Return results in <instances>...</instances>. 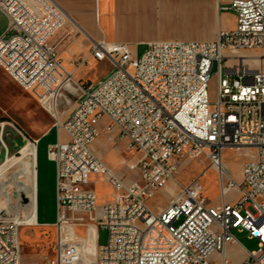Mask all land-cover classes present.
I'll list each match as a JSON object with an SVG mask.
<instances>
[{"label":"built area","instance_id":"1","mask_svg":"<svg viewBox=\"0 0 264 264\" xmlns=\"http://www.w3.org/2000/svg\"><path fill=\"white\" fill-rule=\"evenodd\" d=\"M225 10L236 15V28L220 31L213 42H152L139 58L128 43L102 40L74 62L71 73L53 41L70 22L61 6L54 0H0L9 21L0 38V68L43 106L62 90L77 99L56 124L68 141L59 138L47 150L56 165L57 245L45 264H87L91 233L94 264H213L216 253L220 264H230L226 249L236 241L235 231L259 244L242 264H264V70L245 64L229 69L224 54L264 49V0H232ZM91 60L108 61L112 70L85 86L74 77ZM71 83L74 91L67 88ZM103 132L116 133L138 154L129 164L138 173L136 182L127 183L96 154L93 145ZM29 145L37 147V141ZM229 149L254 152L240 181L223 164ZM185 160L206 161L217 173L218 205L207 202L203 175L180 181ZM92 176L112 186V202L98 205ZM233 189L240 199L229 203ZM160 190L171 200L154 210L149 202ZM32 216L0 220V264H27L21 229L41 226L29 221ZM101 228L109 232L102 246Z\"/></svg>","mask_w":264,"mask_h":264},{"label":"rangeland","instance_id":"2","mask_svg":"<svg viewBox=\"0 0 264 264\" xmlns=\"http://www.w3.org/2000/svg\"><path fill=\"white\" fill-rule=\"evenodd\" d=\"M73 27L68 23L60 34L71 31ZM144 28L139 29L146 32ZM147 34V33H146ZM145 33H133L132 37L126 40V43L135 45L139 38H145ZM137 57H142L147 50L146 45H140L133 48ZM83 53V52H82ZM225 57H228L226 51ZM233 58L228 60V68L236 70L243 68V64L253 70H264V49L246 51L241 50L236 54L231 55ZM239 56H247L249 59H241ZM77 58V57H76ZM254 59V60H252ZM77 60L74 59V62ZM112 70V65L108 61L96 62L91 61L88 66L75 74L74 80L80 81L81 84L88 86L96 84L105 78ZM218 71L215 64L213 73ZM225 75V71H223ZM234 76H230L232 80ZM73 88H76L71 83ZM210 100L212 102L217 99V76H213L210 87ZM67 93L63 90L58 94L55 93L54 98L46 105L40 104L36 99L32 98L27 93L23 92L0 68V126L5 124L4 131L12 134L15 139V151L9 153L8 144L5 139H1L0 143V214L10 215L20 211L25 213L23 206L25 199L32 200V187L29 170L25 161L21 159L20 148L24 143H28L31 139H37L50 128H56L58 121L63 123L70 112L75 107L76 98L65 97ZM70 100V101H68ZM70 102V103H68ZM100 138H105L107 141L108 154L105 162L108 166L114 167V171L123 178L127 183L131 184L138 180L137 171H131L129 164H135L138 159L136 152H131L128 149V143L114 134L103 132ZM99 138V139H100ZM251 152L249 150H226L223 154V164L227 173L235 180L240 181L241 174L245 164L250 160ZM41 167L39 189H38V209L41 222H52L56 220V195L52 184L51 171L46 165L43 157V148L41 147ZM12 155V157L10 156ZM9 156L11 157L8 161ZM101 158V157H100ZM102 159V158H101ZM103 160V159H102ZM123 161V162H122ZM122 162V165H121ZM50 166V165H49ZM56 166V165H55ZM26 168V169H25ZM202 176V184L205 187L204 196L207 202L216 206L220 203V188L218 184V175L209 168V164L203 160H185L179 169V179L183 184H187L193 178ZM171 186V184H170ZM97 188V185H95ZM227 202L235 203L240 199V192L233 189L227 195ZM171 200L170 195H166L164 190H160L154 199L149 202V206L157 210L165 208ZM78 235L84 237L85 231L78 230ZM235 239L240 242L249 252L259 250L257 240H250L247 233H233ZM109 239L107 229L99 230V245H106ZM21 241L23 245L24 262L27 264H45V262L54 256V250L57 245V231L53 226L22 228ZM86 260L87 264H94L95 247L94 236L90 234L88 244L86 245ZM237 259V257H235ZM213 264H220L218 254H214L211 258ZM234 264V259L231 261Z\"/></svg>","mask_w":264,"mask_h":264},{"label":"crops","instance_id":"3","mask_svg":"<svg viewBox=\"0 0 264 264\" xmlns=\"http://www.w3.org/2000/svg\"><path fill=\"white\" fill-rule=\"evenodd\" d=\"M54 1L68 14L69 24L73 27L70 32L67 31L64 34H60L61 30L53 39L64 67L71 73L75 69L74 59L78 61L87 58L94 42L105 40L109 43H126V40L130 39L133 33H138L139 35L141 33L147 34L145 38H139L135 45L130 44L132 50L140 45L148 46L152 42H213L217 39L220 31L234 30L237 23L236 15L231 11L225 10L229 8L232 0ZM8 27V18L0 11V38L6 33ZM146 27H151L152 31L150 29H146V32L141 31ZM59 138L65 142L69 139L65 132L61 131L58 133L57 128H50L37 139H31L37 141L36 156L35 150L31 146H27L20 151L21 159L25 161L29 169L33 192L32 208L35 205V219L44 227L52 226L56 220L52 222L40 221L37 199L41 147L43 148V157L46 165L51 171L52 184L56 195V166L54 162L49 160L47 150ZM106 146L107 141L105 138L98 139L93 145L96 154L104 162L109 151L107 149L108 146ZM31 148H33V155L24 157L25 151ZM9 161L10 158L7 162ZM109 167L114 171V167ZM95 185H97V188H95ZM91 188L96 191L99 206L113 201L115 191L102 177L92 176ZM249 253L237 240L230 243L226 249V256L230 264L233 259L234 264H242L248 258Z\"/></svg>","mask_w":264,"mask_h":264},{"label":"water","instance_id":"4","mask_svg":"<svg viewBox=\"0 0 264 264\" xmlns=\"http://www.w3.org/2000/svg\"><path fill=\"white\" fill-rule=\"evenodd\" d=\"M3 131V134L1 135V132ZM1 139H5L7 141V144H8V149H9V153H12L13 151H15V139L14 137H12V134H8V132L6 133V131H4V128L0 126V143H1ZM26 145H28V143H24ZM22 146L20 148V150L24 147ZM12 157V155H10ZM9 156V157H10ZM10 157V158H11ZM26 169V168H25ZM26 172H27V169H26ZM23 209H24V214L21 213L20 211L18 212H14L10 215H2L0 214V220H11V219H24V218H30L32 216V200L26 198L25 199V205L23 206Z\"/></svg>","mask_w":264,"mask_h":264},{"label":"bare ground","instance_id":"5","mask_svg":"<svg viewBox=\"0 0 264 264\" xmlns=\"http://www.w3.org/2000/svg\"><path fill=\"white\" fill-rule=\"evenodd\" d=\"M229 54V53H228ZM228 58H229V60H231L233 57L231 56V54H229L228 55ZM239 58H241V59H243L244 58V60L245 59H249V57H247V56H239ZM252 60H254V59H252ZM67 88L70 90V91H74V88L70 85H68L67 86ZM5 126V124H3V125H1V127H4ZM3 134V131L1 132V135ZM27 146H31V147H33L34 148V150H35V156H36V151H37V147H35V146H33V145H26V146H24L23 148H25V147H27ZM22 148V149H23ZM33 148H31L30 150H27V151H25V153L23 154V156L24 157H27V156H31V155H33ZM21 149V150H22ZM10 158V157H9ZM11 159V158H10ZM27 170H29L28 168H27ZM29 172V171H28ZM32 218L29 220V221H32V222H35V205H34V207H33V210H32Z\"/></svg>","mask_w":264,"mask_h":264}]
</instances>
